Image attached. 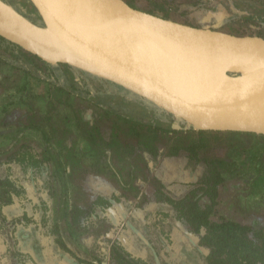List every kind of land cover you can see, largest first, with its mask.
Masks as SVG:
<instances>
[{"label":"crops","instance_id":"obj_1","mask_svg":"<svg viewBox=\"0 0 264 264\" xmlns=\"http://www.w3.org/2000/svg\"><path fill=\"white\" fill-rule=\"evenodd\" d=\"M152 2L159 3V0H152ZM158 9L164 15L177 18L172 14L168 15L167 9V13L163 8ZM145 10L154 11L156 8ZM37 80L24 70L0 61V155L5 154L6 156L3 159L0 158V165L5 169L1 167L0 176L6 175L4 178L17 179L15 173L16 154L21 150L28 148L35 153L44 155L52 153L50 157L47 156L51 180V187L48 189L51 194L48 196L43 187L39 191L40 196H45L49 201V212H51L49 214L52 222L51 220H48L47 224L41 222L39 211L37 212L38 207L36 206L34 209L33 206H26V203L19 201L20 191L18 189L12 191L11 203H9L10 201L9 204L0 203V264H85L83 260L80 261L83 258H90L95 262L101 260L103 264H120L114 260L111 254L112 244L116 241L130 253L138 264H203V258L194 246V241L197 238L186 235L189 233V226L181 218H178L177 210L170 205L167 206L164 200L169 197L173 199L174 196H178L179 200L189 188L187 187L189 183L207 180L213 172L215 166L212 165L214 163H211L209 170V162L206 157L211 134L225 132L240 138L236 141L242 142L246 148L249 142L255 145L254 153L244 157L247 159L244 160L240 156V159H243V166H245L242 176L244 180L255 179L258 181L262 179L264 182V135L256 133L197 131L182 128L180 136L189 134L190 138H194L195 141H205L206 143L204 148L198 150L196 158L190 157L186 149L181 150L178 156H170L168 146H166V149L162 150L163 154L153 162L147 158L149 168H145L148 175L135 180L134 186L131 184L132 186H127V189L114 179L103 176L101 174L103 172L100 170L94 172L88 169L89 163L77 154L78 146L75 140H70L68 145L64 142L65 140L63 143L62 141L50 142L46 152L34 148V144L32 147L28 146L22 139L24 140V136H28L29 132L36 138H39L38 134L41 132L48 138V132H50L39 124L40 111L34 104L39 99V91L36 88ZM46 99L51 109L54 100L50 94ZM88 110L90 109H85V111L81 109L79 112L81 120L85 122V125L79 123L82 132L80 135L81 144L86 148L90 145L91 149H94L93 147L96 145L94 142H98L100 137L107 141L109 133H104V131L102 133L100 123L93 120V116L100 109ZM48 112L49 114L44 118L50 121L52 113L50 110ZM132 128L134 129V127ZM70 130L64 129L63 133L72 136ZM52 131L56 133V127H53ZM134 131L136 134V129ZM91 132L94 134V138H91ZM166 137L169 136L166 135ZM231 140L229 141L231 142ZM59 144L63 145L61 149L65 150V156L55 153ZM133 145L136 150H132V152L143 156V151L138 149V142ZM229 151L232 155L231 146ZM220 160L222 161L219 162L224 166L223 169H220L221 172L219 171L221 176L226 179V176L234 175V173L232 174L233 170L227 166L231 163L230 158L225 156ZM57 162L62 166V171L57 169ZM92 162H94L91 164L92 167L103 168L100 167V163L98 164V160L95 159ZM144 162L146 163L145 160ZM55 179L63 182L61 193H57L53 188L52 183ZM259 187L261 189L243 191L244 197L254 192L258 194L257 198L262 197L264 183L259 184ZM77 194L80 198L90 196L89 200L86 203L80 200L78 203L73 199V196ZM152 194H156V197H150ZM100 196L111 197L115 202L114 206L108 209L109 219L95 222V225L92 226L82 222L75 223L72 219L73 209L76 207L86 208ZM229 196L237 201L235 195L232 196L229 193ZM57 199L61 205L65 206L67 213L62 222L57 219L62 216L61 206L57 205ZM57 206H60L59 210H56ZM236 210L242 212L239 209ZM28 216L31 218L27 219ZM83 216L81 215V220ZM255 218L253 217L252 220ZM56 222H61V230L65 235L61 241L56 236L58 235L55 227Z\"/></svg>","mask_w":264,"mask_h":264},{"label":"water","instance_id":"obj_2","mask_svg":"<svg viewBox=\"0 0 264 264\" xmlns=\"http://www.w3.org/2000/svg\"><path fill=\"white\" fill-rule=\"evenodd\" d=\"M0 0V36L50 65L111 81L174 127L264 135V36L195 26L127 0Z\"/></svg>","mask_w":264,"mask_h":264},{"label":"trees","instance_id":"obj_3","mask_svg":"<svg viewBox=\"0 0 264 264\" xmlns=\"http://www.w3.org/2000/svg\"><path fill=\"white\" fill-rule=\"evenodd\" d=\"M8 1L34 21L41 22L40 15L29 0ZM254 1L264 7L263 0ZM239 2V0H230L227 7L234 8L239 5ZM249 10L251 12L249 15H241L235 10L232 11H234V15L243 19L264 21V9H261L263 10L261 16L256 15V9L252 6H249ZM165 16L167 15L165 14ZM257 16L258 18H256ZM0 60L14 68L24 70L38 80L54 85L61 92L89 101L126 122L147 126L148 132L145 133V136L136 131V135L139 136L137 146L139 150L143 151L142 158L146 161V168H149L148 161L153 162L158 156H161L166 146H168L170 156H178L181 150L186 149L192 158H196L198 150L204 148V145L206 146L205 141H195L194 138H190L189 134L185 135L189 139H185L184 136H174V142L170 143L173 138L171 133L174 135L183 131L174 127L172 115L111 81L69 65H50L1 36ZM93 133L91 138H94ZM199 139L204 140L203 138ZM117 143L119 142L117 141ZM132 150H136V148L130 144L129 151L125 152L126 149H123V152L129 153ZM16 155L15 173L17 179L4 178L6 175L0 176V203H11V192L22 187L30 195L26 206H33L34 209L37 206L40 221L47 224L48 220H51L49 201L45 196H40L39 191L43 187L48 196L51 194L48 189L51 187L48 157L28 148L19 151ZM147 158L150 159L147 161ZM57 165V169L62 171V166L58 162ZM220 181L221 173L215 166L207 180L189 183L187 186L189 188L179 200L178 196H174L173 199L169 197L164 202L167 206L170 205L177 210L178 218H181L189 226V233L186 232V235L197 238L194 241V246L199 250L203 264H264V215L257 216L254 220L251 218L242 220L240 212L228 210L234 215V218L231 215L230 218L223 216L221 219H216L215 215L219 212L218 206L222 200L217 192ZM32 194L33 197H31ZM155 195L152 194L150 197ZM160 196L157 197L163 200ZM36 200L37 202H35ZM114 204L113 198L100 196L86 208L76 207L73 209L72 219L75 223L95 225V222L109 219L108 209ZM60 212L62 216L57 219L62 222L64 216L67 215L65 206L61 205ZM81 215H84L82 220L80 219ZM30 218V216L27 217V219ZM61 222L55 223L58 233L56 236L59 241L65 236L61 230ZM111 254L114 260L120 264H138L117 241L112 244ZM82 260L85 264H103L101 260L95 262L90 258L80 259L81 262Z\"/></svg>","mask_w":264,"mask_h":264},{"label":"rangeland","instance_id":"obj_4","mask_svg":"<svg viewBox=\"0 0 264 264\" xmlns=\"http://www.w3.org/2000/svg\"><path fill=\"white\" fill-rule=\"evenodd\" d=\"M127 1L144 9L154 8L153 7L154 2H152V0H127ZM192 1L195 0H159V3L157 2V4L167 9L168 13L166 12V10L165 12L168 15L172 14L174 17H177L176 18L177 20L185 22V21H192L193 18L191 16L192 11L190 7H188V5H190L189 3H191ZM19 10L22 11L21 9ZM214 23L215 22H213L212 20H205L200 22L199 24L211 26ZM263 25L264 24H261L259 22L252 20L247 21L240 17H235L233 19L224 21V23L222 24H218L219 28L224 31L235 34H243V35L244 34L264 35ZM36 88L38 89L37 91H39V99H37L36 102H34V104L38 106L40 111L41 119L39 120V124L44 126L50 132H48V138L44 136L42 132L38 134L39 138H36L35 136L32 135V133L29 132L28 135L29 137L24 136V140L22 139V141H24L26 145L32 147L34 144L35 145L33 146L34 148H39L41 151L46 152V149L50 142L54 143L53 141L56 142L62 141L63 143V140H65L64 142L67 143L68 145L70 140H75L78 146L77 154L78 156L82 157V159H84L89 163L88 169L93 170L94 172L100 170V172H103L101 173L103 174V176L114 179L117 183H119L126 189L127 186H130L131 184H133L134 186L135 180L137 181L138 179H141L142 177L148 175V171L145 168L146 163L144 162L142 155H139L138 153H134V152L125 153L129 151L130 144L136 143L137 140L139 139V136L135 134L134 129H136V131L138 130L140 133H142L145 136V133L148 132L147 126L141 125L139 123L126 122L124 119L119 118L117 115L113 113H107L105 110L100 109L98 106L90 103L89 101H86L76 96L67 95V93L61 92L54 85L49 84L48 86V83L46 81L37 80ZM48 94H50L51 98L54 100L51 109L46 99ZM95 108H98L100 110H98V113L93 116V120L95 121L97 120V122L100 123V125L102 126L101 127L102 133L103 131L104 133L106 132L109 133V137H108L109 139L107 141L102 140V138L98 134V137H100V139L98 140V142L95 141L96 145L93 147L94 149H91L90 145H88V147L86 148V146L83 147V145L81 144L82 138L80 135L82 134V132L80 130L79 123L85 125V122L81 120L79 112L81 109L85 111V109L91 110ZM47 109H49L50 112L52 113L51 114L52 119L50 121L44 118L47 114H49L48 112L49 110ZM53 127H56L57 129L56 133H53L52 131ZM132 127H134V129ZM64 129H71L70 131L72 136L65 135V133H63ZM177 135L180 136L181 134L180 133L174 134V136ZM211 135L212 136L209 139L210 141L208 144L209 148L206 151L207 161L209 162L208 163L209 170L211 168L210 167L211 163H214V165L212 166H216L218 171L221 172L220 169H223L224 166L221 165V162L219 161H222L220 159L226 156L229 157L231 161V163L227 166L231 170H233L232 174L234 173V175H231V177H229V175L226 176L225 177L226 179H224L221 176L222 179L217 186L218 187L217 192L219 193L220 195L219 197H221L222 200L219 203L220 205L218 206L219 212L215 215L216 219H221V217L223 216L230 218L232 213H230L228 210L237 211L236 209L242 211L240 212L242 216L241 217L242 220L247 218L252 219L253 217L255 218L259 215H264V195H262V197L260 196V198H257L258 194L257 193L255 194L254 192L251 195L248 194L246 197H244V193H243V191L246 190L249 192L255 190L256 188L261 189L259 187V184L264 183L262 179H260L261 181L260 180L257 181L255 179L244 180L242 176L243 172L245 171V166H243V159L244 160L247 159L244 158L246 157V155L249 156V154L252 155L254 153L253 150L255 148V145L249 142L246 148L242 142L239 143L236 141L240 138H238L236 135L226 134L225 132L216 133L215 135L211 134ZM174 136L170 140V143L174 142L175 140ZM184 138L189 139V137L187 136H184ZM231 138L233 139L231 140ZM116 140L119 143H117ZM229 140H231V142ZM213 142H215V144H213ZM61 146L60 144L57 146L55 153H58L59 156L61 155L65 156L66 155L65 150H63V148L61 149ZM230 146L231 149H233L232 155H230V151H229ZM123 149H126V151L123 152ZM50 155H52V153L45 154V156H49V157ZM231 156H235V157L232 158ZM240 156H242L243 159L242 158L240 159ZM3 157L4 158L6 157L5 154L0 155L1 159H3ZM95 159L96 161L98 160V164L100 163L101 164L100 167L103 168L99 169L91 166V164L94 163L92 161ZM210 160H212L213 162H211ZM218 162L220 163L219 165ZM1 167L2 165H0V172H1ZM2 169L4 168L2 167ZM242 178L243 180H241ZM62 184L63 182L61 180L55 179L53 181L52 185L57 193L58 192L61 193L60 192L61 187H63ZM19 191H20L19 201H23L24 203H26L30 195H28L22 187L19 189ZM72 193L74 192L72 191ZM229 193H231L232 196L235 195L237 201L236 200L234 201V199L229 196ZM89 197L90 196H84L81 197L82 198L81 199L77 194L73 196V199L74 201L77 200L78 203H80L79 202L80 200L81 202L83 201V203H86L89 200ZM59 204L61 206V203L57 199V205ZM60 206H57L56 210H59ZM233 216L234 215H232V218H234ZM98 230L101 229L98 228Z\"/></svg>","mask_w":264,"mask_h":264},{"label":"flooded vegetation","instance_id":"obj_5","mask_svg":"<svg viewBox=\"0 0 264 264\" xmlns=\"http://www.w3.org/2000/svg\"><path fill=\"white\" fill-rule=\"evenodd\" d=\"M239 1H240L239 5L234 7V8L227 7L230 0L229 1L228 0H195V1H192L191 3H189L190 5H188V7H190V9L192 11L191 16L193 18H192V21H185V23H189V24H192L195 26H208V25H201L199 23L202 21H205V20H212L215 23L212 24L211 26H218V24H222V23H224V21L233 19L235 17H239L236 14L234 15L233 14L234 11H232V10H235L237 13H239L241 15H249V13H251L249 10V6H252V8L256 9V12H255L256 15H258V16L263 15L262 14L263 10H261V9H264V7H262L258 3H255L254 0H248V1L239 0ZM247 5H249V6H247ZM154 8H157V9L154 11H151V12L163 14L161 12V10L158 9V8H163L161 5L154 3ZM164 9L165 8H163V10ZM242 9H244L245 11ZM258 16L256 18H258ZM245 20H247V19H245ZM250 20L264 24V21H261L259 19L258 20L257 19H248L247 21H250ZM258 35H260V34H258Z\"/></svg>","mask_w":264,"mask_h":264}]
</instances>
